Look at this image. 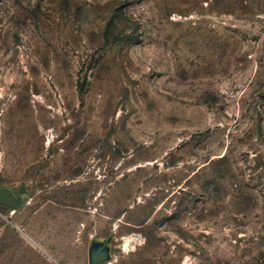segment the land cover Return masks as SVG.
I'll use <instances>...</instances> for the list:
<instances>
[{
  "label": "rangeland",
  "instance_id": "1",
  "mask_svg": "<svg viewBox=\"0 0 264 264\" xmlns=\"http://www.w3.org/2000/svg\"><path fill=\"white\" fill-rule=\"evenodd\" d=\"M0 264H264V0H0Z\"/></svg>",
  "mask_w": 264,
  "mask_h": 264
},
{
  "label": "water",
  "instance_id": "2",
  "mask_svg": "<svg viewBox=\"0 0 264 264\" xmlns=\"http://www.w3.org/2000/svg\"><path fill=\"white\" fill-rule=\"evenodd\" d=\"M28 202L25 198H19L13 189L0 185V205L19 209ZM112 236L104 239H94L89 247V264H102L112 258Z\"/></svg>",
  "mask_w": 264,
  "mask_h": 264
}]
</instances>
